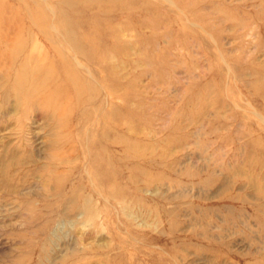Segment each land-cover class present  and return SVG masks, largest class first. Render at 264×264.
<instances>
[{
  "label": "rangeland",
  "instance_id": "1",
  "mask_svg": "<svg viewBox=\"0 0 264 264\" xmlns=\"http://www.w3.org/2000/svg\"><path fill=\"white\" fill-rule=\"evenodd\" d=\"M0 264H264V0H0Z\"/></svg>",
  "mask_w": 264,
  "mask_h": 264
},
{
  "label": "bare ground",
  "instance_id": "2",
  "mask_svg": "<svg viewBox=\"0 0 264 264\" xmlns=\"http://www.w3.org/2000/svg\"><path fill=\"white\" fill-rule=\"evenodd\" d=\"M24 82L23 76H19L16 78V81L14 82L12 88L16 93L21 92V84Z\"/></svg>",
  "mask_w": 264,
  "mask_h": 264
}]
</instances>
